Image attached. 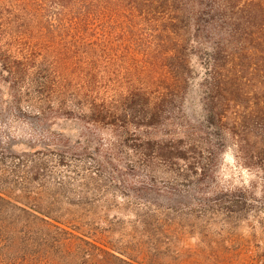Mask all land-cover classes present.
<instances>
[{"label": "trees", "instance_id": "trees-1", "mask_svg": "<svg viewBox=\"0 0 264 264\" xmlns=\"http://www.w3.org/2000/svg\"><path fill=\"white\" fill-rule=\"evenodd\" d=\"M51 47L59 48L51 56L61 79L72 71V62H100L104 57L110 66L120 53L128 56L134 82L123 84L111 101L96 97L87 102L77 117L115 131L105 153L110 158L121 144L139 156L181 160L199 178L205 174L207 168L198 159L205 151L198 144L222 143L209 141L202 123L192 127L200 141L191 126L166 139L130 134L131 126L163 123L168 107L182 99L196 77L195 65L202 68L198 85L206 126H230L228 132L243 155H264V0H0V85L6 93L19 99L46 85L43 62ZM58 61H65V67ZM56 87L62 93L61 87L66 89L60 82ZM61 98L54 104L75 105ZM230 107L236 108L231 120ZM46 146L38 142L29 153ZM8 171L0 168V264H72L77 254L93 264L94 256L131 264L118 244L91 238L97 231L94 222L70 221L67 213L73 211L56 207L49 199L53 197H48L49 205L36 202L43 190L27 188L24 176ZM64 256L70 263L59 261Z\"/></svg>", "mask_w": 264, "mask_h": 264}, {"label": "rangeland", "instance_id": "rangeland-1", "mask_svg": "<svg viewBox=\"0 0 264 264\" xmlns=\"http://www.w3.org/2000/svg\"><path fill=\"white\" fill-rule=\"evenodd\" d=\"M56 50L51 47L44 59L48 81L37 93L26 92L17 99L0 85V168L15 171L20 179L24 176L27 188L43 190L36 202L48 204L50 199L56 207L73 211L64 210L70 221L94 222L97 231L91 238L118 244L131 264H264V155H243L228 132L230 126H206L198 85L202 68L195 65L196 77L182 99L168 107L162 124L130 127L133 137L166 139L202 123L209 141L222 145L198 144L205 151L199 163L207 168L199 178L181 160L139 156L121 144L114 158L105 154L115 131L77 117L87 109V102L96 97L111 101L123 84L133 83L132 64L121 53L110 66L104 57L100 62H72V71L88 75L67 70L61 79L54 73L57 61L51 56ZM58 63L65 67V61ZM58 82L66 87H61L64 93L57 91ZM61 94L75 105L54 104ZM66 113L76 116L65 118ZM235 113V107L228 109L230 120ZM256 122L262 129L263 123L257 118ZM192 132L200 141L199 134ZM38 142L48 146L29 153ZM35 163L38 167L26 172ZM34 175L38 178L29 179ZM76 256L72 264H93L81 254ZM68 257L59 261L70 263ZM94 257V264H124Z\"/></svg>", "mask_w": 264, "mask_h": 264}]
</instances>
